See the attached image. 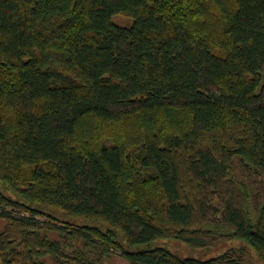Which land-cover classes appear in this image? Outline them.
Wrapping results in <instances>:
<instances>
[{"label":"trees","instance_id":"1","mask_svg":"<svg viewBox=\"0 0 264 264\" xmlns=\"http://www.w3.org/2000/svg\"><path fill=\"white\" fill-rule=\"evenodd\" d=\"M0 223V264H264V0H0Z\"/></svg>","mask_w":264,"mask_h":264},{"label":"rangeland","instance_id":"2","mask_svg":"<svg viewBox=\"0 0 264 264\" xmlns=\"http://www.w3.org/2000/svg\"><path fill=\"white\" fill-rule=\"evenodd\" d=\"M39 220L44 221L45 219L41 218ZM0 228H1V223H0ZM161 243H164L165 246H167L169 249H171L173 252H175L180 256L191 257L196 259H210L220 254L226 248H231V247L238 248L241 247L242 245V243L239 241H231L219 246L217 249H212L208 251V250H200V249L191 250L190 248L186 247L184 244L178 241L170 240V241H162ZM251 253L253 254V257H255L252 251ZM108 264H127V263L124 260H122L119 256H115L108 262Z\"/></svg>","mask_w":264,"mask_h":264}]
</instances>
